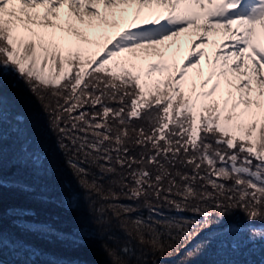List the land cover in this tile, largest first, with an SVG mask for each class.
<instances>
[{
    "label": "snow or ice",
    "instance_id": "obj_1",
    "mask_svg": "<svg viewBox=\"0 0 264 264\" xmlns=\"http://www.w3.org/2000/svg\"><path fill=\"white\" fill-rule=\"evenodd\" d=\"M65 5L69 16L82 24L88 17L89 27L96 26L94 18L106 24L109 11L114 17L117 9L132 5L135 19L145 9L155 19L148 27L120 33L101 57L86 58L83 45L92 43L87 34L71 23L65 28L56 22ZM233 24L239 27L234 30ZM257 25L264 29V0H0V160L4 86L19 89L22 82L40 101L49 94L57 98L55 107L45 106L43 127L16 110L13 134L19 158L44 171L53 166L48 152L36 146V130L46 139L55 137L54 150L66 157L80 189L63 204L83 208L90 218L88 229L75 235L77 245L100 239L109 264H159L149 256L171 257L188 249L180 264H191L216 243L246 264H256V256L264 264V113L253 111L264 104L252 98L254 81L264 97V46L255 39ZM57 29L74 34L75 47L70 42L65 48L66 38ZM190 29L200 43L213 33L226 38L215 59H209V74L199 85L207 89L211 84L207 91H197L195 82L185 91L189 69L206 55L195 41L178 74L155 82H150L153 74L163 76L169 64L150 63L145 72L135 63L113 60L124 51L135 55L137 49H155ZM225 47L231 49L226 55ZM156 54L163 56L158 49ZM110 61L111 69L106 67ZM229 69L238 82L226 83L239 96L234 98L229 90L226 98L216 99L221 83H212L213 77L227 78ZM97 106L101 111H95ZM129 144L143 149L139 157L132 155ZM2 184L0 170V188ZM32 190L30 184L21 188ZM165 206L201 218L167 217L160 211ZM236 211L245 213L246 222L225 223Z\"/></svg>",
    "mask_w": 264,
    "mask_h": 264
},
{
    "label": "trees",
    "instance_id": "obj_2",
    "mask_svg": "<svg viewBox=\"0 0 264 264\" xmlns=\"http://www.w3.org/2000/svg\"><path fill=\"white\" fill-rule=\"evenodd\" d=\"M122 62L126 61L122 59ZM127 63L129 64V62ZM131 63L135 62L131 61ZM135 64L140 68L139 63ZM106 67L109 69L114 67L113 62ZM88 71L90 72L91 68H88ZM87 79L89 77L86 76V81ZM3 92L5 103L2 121L3 154L2 160H0V170L3 175V184L0 188L2 190V196H0V255L16 264H76V262H80V264H109V258L101 247L100 239L88 240L83 245H77L73 241L76 233L88 229L90 218L83 208L70 209L63 204L65 197L70 196L72 191L80 192V189L65 163L66 157L61 152L54 150L55 137L46 139L39 128L36 130V138L39 141L36 146L48 152L49 160L53 166L50 171L38 170L18 156L19 145L13 134L14 112L22 111L32 121L39 122L43 127L48 119L45 106L52 103L55 107L57 98L49 94L47 99L40 101L35 95L24 89L22 82L19 89L6 84ZM60 103H63L62 98ZM106 103L112 107H119L118 104L111 101H106ZM85 110L93 111L87 106ZM95 111H101L100 107L97 106ZM134 124L149 127L145 121H134ZM135 135L132 133L133 137ZM127 146L132 149V155L137 157L143 151L134 144ZM178 167L182 171H191L190 167L187 169L182 166ZM150 170L154 171L151 168ZM93 171L96 170L93 169ZM108 183L109 181L106 180L105 184ZM203 183L202 181L198 182L197 187ZM227 183L231 184L232 181ZM24 184L32 185L33 190L30 192L21 191ZM69 186H71V191ZM208 191H212V189L209 187ZM123 202L132 203L131 201ZM160 211L167 217L201 218L191 211L178 213L167 206ZM145 214H147L146 210ZM245 222L246 216L243 211H236L225 221V223ZM44 226H47V231L42 230ZM198 240L199 238L189 244V248ZM187 250L185 249L179 255L173 254L171 257L167 255L163 258L149 256V260L150 262L152 259L158 260L159 264H180ZM254 259L256 264H260L259 256ZM0 264L8 263L0 259ZM191 264H246V261L244 258L234 255L228 248L214 243L205 254L192 260Z\"/></svg>",
    "mask_w": 264,
    "mask_h": 264
},
{
    "label": "rangeland",
    "instance_id": "obj_3",
    "mask_svg": "<svg viewBox=\"0 0 264 264\" xmlns=\"http://www.w3.org/2000/svg\"><path fill=\"white\" fill-rule=\"evenodd\" d=\"M100 7L101 12H104V7L103 5H98ZM135 11H136V6H128L126 11H122L121 9L116 10V15L113 17L111 14V11L108 13V22L106 24H101L99 21V18H94L93 19V24L96 25L95 27H89L87 24L88 18L85 17V23H81L78 21L77 27L79 28L82 32L87 34V37L90 41H92L91 44H86L83 45V48L85 49V56L86 58H98L100 57V53L102 52L101 50H105L107 48H110L113 41L119 38L120 33L128 30V31H135L138 28L142 27H148L149 25V20L150 19H155V16H152L149 14V10L145 9L141 13V17L139 20L135 19ZM158 11L163 12V9H160ZM203 22V21H201ZM239 27L237 24H233L232 28L235 30ZM256 26V31H257ZM259 29L262 30V32L257 31V36H256V41L260 43L262 46H264V29L259 27ZM186 34L187 37L190 40V46L186 44V47H189V51L191 52L193 42L195 41L196 43L200 44V47L198 50H202L206 53V55L200 60V64L196 68H191L189 69L188 76H187V81L188 84L185 86V91H189V85L192 82H195L197 85V91H207L211 88V84L208 85L207 89H200L199 85L202 82L203 79H206L209 71H210V64H209V59L211 58L212 60L215 59V55L217 54V51L220 49L221 44H224L226 41V38L223 36V34H210L207 38V42L205 43H200L199 37L194 34V30H189L188 32L182 33ZM181 34V36H182ZM65 36V41H63V44H67L70 42L72 38ZM180 36V37H181ZM180 37H171L167 40L164 41L163 44H159L155 46V49H150V50H143V49H137L135 55L133 53L124 51L119 53L116 57L113 58V60H119L122 62V59H124L126 62H129V65H131V61L135 63H139L142 67L143 70L146 72L147 68L150 63H160V62H165L170 65V69L168 72L164 73L163 76L160 73H155L153 74V77L151 78L150 82H155L156 80L165 78L167 75L171 74L173 76H176L178 74V69L182 68L186 61L183 64H181L180 61V55H179V39ZM73 40V39H72ZM71 40V41H72ZM77 40V38H76ZM230 43V41H228ZM156 49H158L160 52L163 53V56L157 55L156 54ZM231 51L230 48L225 47L223 49L222 54L226 55ZM251 50L249 49V52ZM103 54V53H102ZM101 54V55H102ZM248 55V53H246ZM235 62V57L232 58V61L230 63ZM112 63V61L109 62V64ZM223 61H221V64ZM251 63V61H249ZM109 64L107 66H109ZM140 66V68H142ZM59 67V65H57ZM75 67H78V61L75 62V65L73 67V71H75ZM203 70V74L201 75V71ZM219 79L221 83V89L217 92V95L215 98L216 99H223L227 97V92L231 90L234 94V98H238L239 93L235 91V88L232 87L230 89L229 85L226 83L227 79H232L233 84L237 83L238 80L237 78L233 75L231 70L229 69L228 72V77H213L212 83H215L216 80ZM253 93H252V98L253 100L260 99L261 103L264 104V97H259L258 89L255 84V81L253 82ZM243 106H241L242 108ZM240 109H238L239 111ZM253 111L257 112H262L264 113V108L262 109H256L255 106L253 107Z\"/></svg>",
    "mask_w": 264,
    "mask_h": 264
},
{
    "label": "bare ground",
    "instance_id": "obj_4",
    "mask_svg": "<svg viewBox=\"0 0 264 264\" xmlns=\"http://www.w3.org/2000/svg\"><path fill=\"white\" fill-rule=\"evenodd\" d=\"M38 11L43 14L44 12V9L41 8V9H38ZM60 19L58 21H56L57 23L59 24H63L65 28H67L68 24L71 23L72 25H74L75 27H77V24H78V21L76 19L75 16H69V10H68V7L65 5L64 7H62L60 10ZM88 18V17H86ZM80 22V21H79ZM257 31L260 33L262 32L261 29H259V25H257ZM49 32H51L52 30L49 29L48 30ZM57 32V35L60 36V35H66L67 37L69 38H72L70 40V42L73 44V47H75V41H76V37L74 34L72 33H68V32H64V33H61L59 29L56 30ZM69 42V43H70ZM69 43L67 44H63L65 48H67L69 46ZM186 44H188L190 46V40L189 38L187 37L186 34H182V36L180 37L179 39V45H178V48H179V55H180V61H181V64H183L189 57V54H190V51H189V47H186ZM59 67H57L58 69Z\"/></svg>",
    "mask_w": 264,
    "mask_h": 264
},
{
    "label": "water",
    "instance_id": "obj_5",
    "mask_svg": "<svg viewBox=\"0 0 264 264\" xmlns=\"http://www.w3.org/2000/svg\"><path fill=\"white\" fill-rule=\"evenodd\" d=\"M0 259L8 264H16L15 262L13 261H10L9 259H7L6 257H3L0 255Z\"/></svg>",
    "mask_w": 264,
    "mask_h": 264
}]
</instances>
